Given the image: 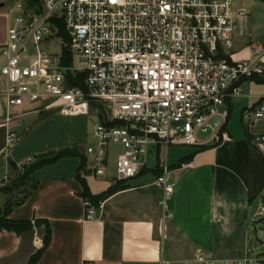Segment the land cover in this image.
<instances>
[{
    "label": "built area",
    "instance_id": "obj_1",
    "mask_svg": "<svg viewBox=\"0 0 264 264\" xmlns=\"http://www.w3.org/2000/svg\"><path fill=\"white\" fill-rule=\"evenodd\" d=\"M13 0V21L0 46L2 119L10 130L8 146L19 135L12 127L44 112L64 117L101 111L94 143L86 147L84 169L107 176L111 147L121 148L114 178H136L146 165L149 148L199 146L212 119L221 130L224 102L240 93V84L264 71V45L248 59L234 61L228 51L238 32L233 0ZM62 22L67 40L58 36ZM58 44L60 51L52 50ZM66 56L71 62L65 63ZM72 74L84 76V87L72 85ZM264 144V94L254 108L241 113L248 130ZM154 186L161 190V224L172 218L167 201L174 184L166 160L159 164ZM102 203L99 204V208ZM87 220L98 209L84 199ZM264 206L259 209V215ZM264 258H244L233 264H257ZM197 264H222L198 256ZM86 264H94L87 262ZM161 264H169L161 261Z\"/></svg>",
    "mask_w": 264,
    "mask_h": 264
},
{
    "label": "crops",
    "instance_id": "obj_2",
    "mask_svg": "<svg viewBox=\"0 0 264 264\" xmlns=\"http://www.w3.org/2000/svg\"><path fill=\"white\" fill-rule=\"evenodd\" d=\"M12 4L13 0H0V46L6 42L13 21ZM233 9L245 13L237 19L238 32L228 51L234 61H240L248 59L253 48L264 45V0H233ZM0 83L5 85L3 79ZM263 94L264 71L242 82L239 95L224 102L220 107L227 113L223 128L218 130L220 121L216 118L211 125L212 119L201 132L206 134L201 145H171L165 151L150 147L143 171L121 182L124 189L101 202L94 220L86 219L80 178L94 196L118 182L108 170L107 176L84 167L80 171L86 149L81 151L82 158L63 157L36 170L32 177L38 180L37 189L10 218L39 222L20 234L0 229V264H29L43 247L47 224L51 241L37 264H197L198 256L222 264L246 257L263 259L264 254L253 251L264 247V212L259 215L264 205V144L255 147L251 143L261 132L262 123L248 130L241 124L242 111L254 108ZM51 112L30 115L16 123L12 129L19 139L9 147L10 128L2 119L4 103L0 99V187L16 175L11 162L19 166L38 162L36 156L48 151L53 155L73 148L68 140L48 149L31 145V123ZM100 113L96 108L91 112L98 122ZM200 147L206 148L198 150ZM120 152V147H111L107 169L110 162L115 169ZM162 159L170 167L169 180L174 184L167 201L172 218L164 225L158 205L161 190L154 186Z\"/></svg>",
    "mask_w": 264,
    "mask_h": 264
},
{
    "label": "trees",
    "instance_id": "obj_3",
    "mask_svg": "<svg viewBox=\"0 0 264 264\" xmlns=\"http://www.w3.org/2000/svg\"><path fill=\"white\" fill-rule=\"evenodd\" d=\"M28 6L30 8L37 7V12L42 11V7L39 4V0H26ZM61 34H63L64 38L67 40V34L65 33L63 23L60 21L58 22ZM71 62V58H68L66 56L65 63ZM72 85L84 87V76H77L75 77L74 74H72ZM206 147H200L198 150H202ZM69 156H79L83 157L81 151L78 149V147H73L70 149H65L60 152H57L53 154L51 157H45L44 155L39 158V161L34 163L30 168L24 169V171L17 172L15 177L13 179H10V185L7 187H0V192H2L6 198L3 201V203H0V229L16 232L18 234L27 231L29 229H32L34 224L38 223L31 222V221H22V220H13L10 218L13 210L19 206H22L26 200L30 197V195L37 189L38 187V180L34 179L32 177L33 173L42 168L43 166L50 165L55 163L57 160L63 158V157H69ZM85 160L83 159L81 168L84 167ZM11 167L14 171H18V167L14 162H11ZM143 171V170H142ZM80 181L83 185V193L82 197L84 199H87L92 202V204L99 208V204L118 192L119 190H123L122 183H117L114 186H111L107 191L100 195H92L86 182L80 178ZM51 241V229L50 226L47 224L46 228V236L44 238L43 247L31 257L29 264H37L40 258L42 257L44 251L48 248ZM260 264H264V261Z\"/></svg>",
    "mask_w": 264,
    "mask_h": 264
},
{
    "label": "rangeland",
    "instance_id": "obj_4",
    "mask_svg": "<svg viewBox=\"0 0 264 264\" xmlns=\"http://www.w3.org/2000/svg\"><path fill=\"white\" fill-rule=\"evenodd\" d=\"M57 27L59 31L58 36L64 38L63 34H61V30L58 23H57ZM52 50L59 52L60 51L59 45L58 44L54 45ZM215 122L216 120L214 119L211 122V125H213ZM97 124H98V117L94 114H90L89 116L70 118V117L60 116V114L57 112L45 113L42 116H37L31 123L29 134L33 133L32 141L34 140V144L31 145L34 148L38 147L39 149H43V148L48 149V148H53L54 146H59V144L64 143V141L68 140L69 142H71L70 144L72 147H78L80 151H83V149H86L88 145L94 143L93 133ZM205 135H206L205 133H200L201 137ZM116 151L118 152V150ZM46 154L47 155H44L46 157L52 155L49 151ZM111 155H115V154L113 153ZM36 157L38 158V156ZM35 162L36 160L34 161L32 160L23 165L20 166L17 165L18 171H15V173L24 171V169L26 168H30ZM107 170L110 174L114 175L115 169L113 168L112 162H110V168ZM10 181L4 183L2 187L4 188L9 186ZM5 198L6 196L2 192H0V203H3ZM258 203L259 204L261 203V198L257 201V204ZM256 207L257 205L254 204L253 211L255 210ZM263 219H264V214H263ZM256 227L257 228L259 227L258 224H256ZM253 243H254V237L251 240V247ZM253 252L264 254V247L261 248L260 250L258 249V251H253ZM257 264H260V262H258Z\"/></svg>",
    "mask_w": 264,
    "mask_h": 264
}]
</instances>
